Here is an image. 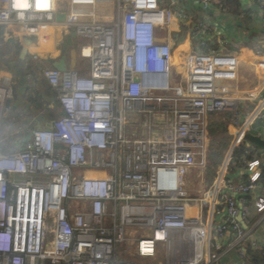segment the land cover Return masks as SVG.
I'll use <instances>...</instances> for the list:
<instances>
[{
    "label": "built area",
    "instance_id": "1",
    "mask_svg": "<svg viewBox=\"0 0 264 264\" xmlns=\"http://www.w3.org/2000/svg\"><path fill=\"white\" fill-rule=\"evenodd\" d=\"M25 4L0 0L6 33L22 46L34 36L36 61L69 37L74 66H43L62 115H36L32 129L19 128L14 150L1 139L13 78L0 69V264H226L231 252L244 264L248 249L261 246L247 197L263 214L264 152L233 154L242 142L251 146L246 133L264 138V126L253 129L264 117V90L241 97L240 46L228 51L223 29L202 11L159 0ZM253 4L262 28L264 0ZM176 15L191 20L196 43L178 81ZM254 53L252 65L264 72V52ZM242 102L254 107L243 120ZM227 111L236 116L230 143L203 190L211 115Z\"/></svg>",
    "mask_w": 264,
    "mask_h": 264
},
{
    "label": "trees",
    "instance_id": "2",
    "mask_svg": "<svg viewBox=\"0 0 264 264\" xmlns=\"http://www.w3.org/2000/svg\"><path fill=\"white\" fill-rule=\"evenodd\" d=\"M211 4L218 12L226 15L241 16V19L236 23L239 36L228 37L229 40L226 44L228 51L234 50L237 45H244L252 49L255 52H264V28L257 29L253 26V13L256 10L255 7H244L241 0H211ZM7 32L4 26L0 25V37ZM254 34L256 36H254ZM244 35V43L238 42L241 40V36ZM214 42V39L212 40ZM22 44L18 39L13 38L7 51H0V69L8 70L12 73L15 86L18 88V81L13 72V63L18 60ZM44 64L41 61H36L28 54L22 60V67L27 77V83L23 88L22 94L19 90L15 91L14 96L19 97L25 101L26 110L31 112V115H41V118L45 120H52L62 115V110L59 107L58 101L54 98L55 93L51 90L50 85L46 79L42 76L41 69ZM240 114V112H239ZM9 117V116H8ZM242 119V115L240 116ZM34 118V117H33ZM26 123L27 129H32L35 124L32 119ZM236 119L235 113L231 111L214 113L211 115V121L209 123L210 145L207 152L206 163V177L211 181L216 175L224 154L228 148L229 137L226 136L227 125L229 122ZM264 121V117L261 118ZM261 127V126H260ZM259 127V128H260ZM20 136L18 139L20 140ZM18 148L14 142L10 144V149L14 150ZM260 150L249 146L246 142H242L234 151V159L246 154L247 158H252L255 152ZM264 168V166H263ZM247 203L252 210V197H247ZM250 218V215H249ZM249 220V219H248ZM249 257L247 258V264H264V249L262 247L248 249ZM45 264H51L46 261Z\"/></svg>",
    "mask_w": 264,
    "mask_h": 264
},
{
    "label": "crops",
    "instance_id": "3",
    "mask_svg": "<svg viewBox=\"0 0 264 264\" xmlns=\"http://www.w3.org/2000/svg\"><path fill=\"white\" fill-rule=\"evenodd\" d=\"M47 1V0H46ZM185 3L184 5H181L180 3H173V5H175L176 9H179V8H185V10L188 12V13H191L192 10H194L193 8V5H192V2L191 0H184ZM41 4L42 5H46V2H43V0H40ZM242 3V2H241ZM242 5L244 7H255V11L253 13V26L257 29H261L260 25L262 23V18H261V15L260 13L258 12L257 10V7L256 5H254L252 2L250 3H247V2H244L242 3ZM214 13H213V18H214V21H215V26L217 27L218 30H222L223 29V32L221 34L225 35L226 37H235V36H239V32L237 31V28H236V23L238 22V17L236 16H233V17H230L229 15H226V14H222L221 12H218L217 9H214L212 8ZM186 12V13H187ZM205 14L204 12H202V16L205 18ZM185 15L181 16V15H176L175 16V19H174V24H172V29H173V34H176L177 31H185V34L181 37H177L176 40H173V46L175 47L179 42L183 41V40H187V44H188V51L189 52L191 49H192V46L195 44V40L191 38L190 36V28H191V20L189 19H186L184 17ZM176 17H178V19H176ZM183 20V21H181ZM264 27H262L263 29ZM254 36H256L254 34ZM13 38H16L17 37H11V35L9 36L7 33H5L2 37H0V51H7L10 44H11V41ZM228 38V40H229ZM244 35L241 36V40H239L238 42L240 43H244ZM64 43L65 44V48L67 49V37L65 38V36H61L59 38V45L61 46V43ZM32 45H29L28 46V54H30L31 50H34V48L32 49L31 47ZM51 46V44H50ZM195 46V45H194ZM238 47L240 46L241 50L239 51V54L241 56V59L244 61V63H246L245 61H254V56H255V53L253 50H251L250 48H248L247 46H244V45H237ZM47 50V49H46ZM45 50V51H46ZM42 58H41V62L44 64V66H51L50 64V59H54V60H58L61 56V51L60 49H58L57 47V51H53L51 53H45V54H42L41 55ZM64 57H65V63H66V66H71L73 67L74 66V55L73 56H69V55H66V53L64 54ZM70 59V60H69ZM244 64H242L241 66H243ZM247 67H249L255 74L256 76L253 77L252 79H243L242 78V81H246V87H248L249 89L246 90V91H250V93H252L253 95H259L261 94V91L264 90V72H257V70L255 69V67L251 64H246ZM5 70V69H4ZM245 71H247V69H244ZM7 71L8 73H11L10 71L8 70H5ZM242 71V70H241ZM245 73V72H244ZM4 73H1L0 72V78L3 76ZM12 75V73H11ZM246 75V74H244ZM12 78H13V75H12ZM13 81H14V78H13ZM17 90L20 91V93L22 94L23 92V88L21 87H18ZM264 93V92H262ZM36 115H34L33 117H35ZM258 193L260 192V190L257 191ZM264 192V190L262 191ZM264 194V193H263ZM248 226L252 228L251 230V237L254 238V239H257L259 242H260V247H262L264 249V213L261 214V213H257L254 209L251 210L250 212V218L248 220ZM250 228V229H251ZM225 261H226V264H243L237 254H235L234 252H231L229 254H227L225 257ZM244 264H247V260L245 261Z\"/></svg>",
    "mask_w": 264,
    "mask_h": 264
},
{
    "label": "rangeland",
    "instance_id": "4",
    "mask_svg": "<svg viewBox=\"0 0 264 264\" xmlns=\"http://www.w3.org/2000/svg\"><path fill=\"white\" fill-rule=\"evenodd\" d=\"M43 2H47L46 0H43ZM173 1L172 0H162V6L167 7V8H175V5H173ZM173 39L176 40L177 37H181L182 34L180 35H175L173 34ZM66 38V37H65ZM70 39L69 37H67V52L66 55H69L70 57L74 55V49L73 46H68ZM196 44V43H195ZM194 44V45H195ZM194 45L192 46V48L194 47ZM58 49H61L58 48ZM188 53V52H187ZM187 53L182 57V65L181 67L185 66V57L187 55ZM70 60V59H69ZM174 62V61H173ZM246 63H244L243 66H241V70H242V78L243 79H252L253 77L256 76V74L249 68L246 66V64H251L253 63V61H245ZM50 66V65H49ZM179 64L174 62V74H173V79L175 81L180 80V76H182V74H179L181 71L179 68ZM244 69H247V71H245ZM245 72V73H244ZM257 72L258 69H257ZM246 74V75H244ZM15 81H13V87H15V91L17 90V87L15 86ZM241 88L243 89V94H241V97H251L252 93H250V91H246L249 88L246 87V81H242L241 82ZM250 90V89H249ZM246 91V92H245ZM253 103H247V102H242L240 104V107H238V110L240 112V114L238 115H242V120L244 118L247 117V115H249L251 113V110L254 108ZM255 104V103H254ZM26 103L23 99H20L19 97H13L12 103H11V108H10V112H9V117L4 121L3 124V130H2V135H1V139L3 144L8 147L13 141H15L16 139H18L19 136V128L23 127L26 128L25 124L30 122V119L33 118L34 115H31V112L28 110H26ZM255 106V105H254ZM241 120V121H242ZM260 126H264V121L262 119H258L255 124L253 125V129H257ZM230 143V139L228 142V146ZM205 182H204V186L202 187L203 190H205L207 187V184L210 183L211 181H209L207 179V177L205 176ZM196 188L198 187V184L195 183L194 185Z\"/></svg>",
    "mask_w": 264,
    "mask_h": 264
},
{
    "label": "water",
    "instance_id": "5",
    "mask_svg": "<svg viewBox=\"0 0 264 264\" xmlns=\"http://www.w3.org/2000/svg\"><path fill=\"white\" fill-rule=\"evenodd\" d=\"M160 2L162 0H159ZM174 3H180L181 5H184L185 1L184 0H172ZM192 5L194 10H199L202 11L205 14V18L211 22L213 25H215V21L213 18V5L211 2L207 3V5H204L203 2L199 0H191ZM242 3L247 2H254V0H241ZM64 14L59 13L56 15V19L58 21H63L64 20ZM35 37H28L23 39V44L24 46L22 47L18 60L13 63V72L15 77L17 78L18 85L21 88H24L26 83H27V77L26 74L24 73L23 67H22V60L28 55V46L31 45L35 41ZM65 52H62L60 58L58 60L50 59V64L53 68L63 72L66 69V63H65V57H64ZM245 140L253 147L261 150L264 152V138L252 133L248 132L245 134ZM264 165V162H263Z\"/></svg>",
    "mask_w": 264,
    "mask_h": 264
},
{
    "label": "bare ground",
    "instance_id": "6",
    "mask_svg": "<svg viewBox=\"0 0 264 264\" xmlns=\"http://www.w3.org/2000/svg\"><path fill=\"white\" fill-rule=\"evenodd\" d=\"M25 1L26 0H17V3L18 5H20L22 8L26 6L25 4ZM39 5L42 6L40 0H39ZM176 19H178V17H176ZM183 21V20H181ZM61 43V46L57 45L58 48L61 47L60 51H61V54L62 52H65L66 51V48H65V44L60 42ZM187 40H183L181 42H179L175 47H174V50H173V61L178 63L179 64V69L181 70V65H182V57L187 53L188 51V44H187ZM52 45V44H51Z\"/></svg>",
    "mask_w": 264,
    "mask_h": 264
}]
</instances>
